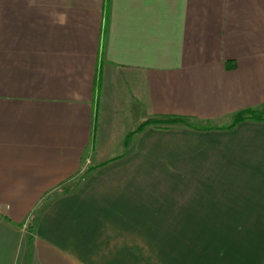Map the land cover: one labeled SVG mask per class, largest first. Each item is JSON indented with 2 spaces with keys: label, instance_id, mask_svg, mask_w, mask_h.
I'll list each match as a JSON object with an SVG mask.
<instances>
[{
  "label": "crops",
  "instance_id": "1",
  "mask_svg": "<svg viewBox=\"0 0 264 264\" xmlns=\"http://www.w3.org/2000/svg\"><path fill=\"white\" fill-rule=\"evenodd\" d=\"M245 110L264 0H0V264H264Z\"/></svg>",
  "mask_w": 264,
  "mask_h": 264
},
{
  "label": "trees",
  "instance_id": "2",
  "mask_svg": "<svg viewBox=\"0 0 264 264\" xmlns=\"http://www.w3.org/2000/svg\"><path fill=\"white\" fill-rule=\"evenodd\" d=\"M234 123H237L241 120H245V119H255V120H262L264 119V116L260 115L259 113L252 111V110H245V111H240L237 114L234 115ZM170 122H178L184 125H189V123L183 119H162V120H154V119H150L147 121H144L143 123H141L137 129L133 132H137L140 131L141 129H143L146 125L149 124H168Z\"/></svg>",
  "mask_w": 264,
  "mask_h": 264
},
{
  "label": "rangeland",
  "instance_id": "3",
  "mask_svg": "<svg viewBox=\"0 0 264 264\" xmlns=\"http://www.w3.org/2000/svg\"><path fill=\"white\" fill-rule=\"evenodd\" d=\"M30 222H26V223H24V225H27V224H29Z\"/></svg>",
  "mask_w": 264,
  "mask_h": 264
}]
</instances>
